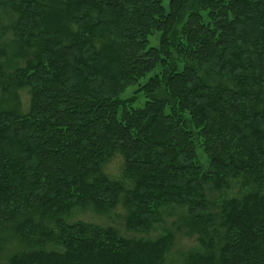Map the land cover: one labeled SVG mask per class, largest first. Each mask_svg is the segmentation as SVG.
Instances as JSON below:
<instances>
[{"label": "trees", "instance_id": "trees-1", "mask_svg": "<svg viewBox=\"0 0 264 264\" xmlns=\"http://www.w3.org/2000/svg\"><path fill=\"white\" fill-rule=\"evenodd\" d=\"M118 207L264 264V0H0V264H169L173 231L68 222Z\"/></svg>", "mask_w": 264, "mask_h": 264}, {"label": "rangeland", "instance_id": "rangeland-1", "mask_svg": "<svg viewBox=\"0 0 264 264\" xmlns=\"http://www.w3.org/2000/svg\"><path fill=\"white\" fill-rule=\"evenodd\" d=\"M155 38L151 39V42L155 44ZM135 89H128L125 92L124 98L132 97ZM23 102L27 100V96H22ZM142 100H139V103ZM121 159L120 157H114L105 167L104 173L111 179H119L121 178ZM211 200H219V194L211 193L208 194ZM230 194H227L228 198ZM184 210L173 207L165 211V215L161 223H158L153 226V228L146 233L145 235L133 234L129 233L125 230L124 227V216L125 211L123 208L118 207L117 209L111 211L107 215H98L93 212L91 208L87 209H77L72 213V215L68 218V222H84L90 223L94 225H98L100 227H112L114 228L121 236L126 238L133 239H149L155 240L157 239L164 231H173L174 232V241L170 253L167 257V263L177 264L181 261L182 257L190 250L197 248L196 237L189 236L187 230L185 228H180L178 231L176 227L179 223L181 216H183ZM2 237L3 234H0ZM4 237V236H3ZM8 250H12L16 247L15 241H7Z\"/></svg>", "mask_w": 264, "mask_h": 264}]
</instances>
